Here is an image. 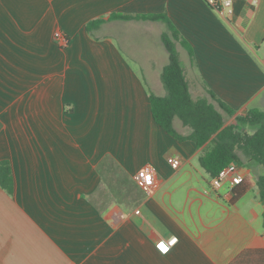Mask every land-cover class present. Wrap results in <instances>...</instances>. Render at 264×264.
<instances>
[{
    "label": "crops",
    "instance_id": "1",
    "mask_svg": "<svg viewBox=\"0 0 264 264\" xmlns=\"http://www.w3.org/2000/svg\"><path fill=\"white\" fill-rule=\"evenodd\" d=\"M232 2L227 13L206 0H0V161L13 178L11 195L0 187V264H231L245 252L264 264V167L239 152L243 183L211 191L199 164L210 144L174 140L150 111L149 93L166 94V25L109 20L165 14L193 49L180 59L192 97L219 110L211 91L234 110L228 125L264 112V0ZM109 171L147 173L149 192L101 207Z\"/></svg>",
    "mask_w": 264,
    "mask_h": 264
},
{
    "label": "trees",
    "instance_id": "2",
    "mask_svg": "<svg viewBox=\"0 0 264 264\" xmlns=\"http://www.w3.org/2000/svg\"><path fill=\"white\" fill-rule=\"evenodd\" d=\"M109 20H145L162 22L166 25V32L162 33L161 42L167 53L168 63L163 67L160 74V80L166 94L164 96H157L149 93L152 118L158 127L178 142L191 141L197 148H201L206 143L210 144L206 152L199 157L201 168L208 173L210 178H214L220 170L232 163L240 164L239 152L245 154L249 160L264 167V112L250 109L243 116H236L232 123L225 125L224 115L228 117L235 115L232 108L216 98L211 91H208L210 99L216 103L219 110L224 114L212 102L206 99H194L185 79L176 45L179 44L186 51L190 62L194 58L193 49L165 14L145 16L114 14L109 17ZM103 21L95 20L88 22L86 25L87 33H90ZM176 120L183 127L190 129L189 135L184 136L176 130L174 126ZM249 129H253V132L249 133L246 131ZM108 161L107 158L103 160L100 168H105V164ZM113 168L110 169L113 170ZM113 174L114 172H108V179H104L105 184L110 181L114 185L117 184L118 178L116 180L109 179ZM133 183L137 188L138 194L136 198L131 204L119 201L117 203L128 206L136 205L142 191L134 181ZM257 184L260 189V199L264 202V177H259ZM103 186L105 187L104 184ZM0 187L9 195L13 192L12 170L7 160L0 161ZM107 187L105 188L107 189ZM110 187L116 188L115 192L113 189L111 190V194L122 193L121 188H117L116 186ZM247 254L246 252L241 254L231 264H247Z\"/></svg>",
    "mask_w": 264,
    "mask_h": 264
},
{
    "label": "built area",
    "instance_id": "3",
    "mask_svg": "<svg viewBox=\"0 0 264 264\" xmlns=\"http://www.w3.org/2000/svg\"><path fill=\"white\" fill-rule=\"evenodd\" d=\"M257 3L258 0H252ZM232 0H206V4L216 11H225L227 13L232 12ZM167 163L172 169H177L180 165L179 160L175 158H169ZM150 176L145 172H140L133 176V181L137 187L144 193L149 192L150 189ZM244 176L237 163H232L227 167L219 171V173L210 180V189L213 192H219L221 189L226 188V192L231 194L235 187L242 184ZM175 239L160 240L156 243V249L163 255L167 254L170 248L175 244ZM164 244V248L160 247Z\"/></svg>",
    "mask_w": 264,
    "mask_h": 264
},
{
    "label": "rangeland",
    "instance_id": "4",
    "mask_svg": "<svg viewBox=\"0 0 264 264\" xmlns=\"http://www.w3.org/2000/svg\"><path fill=\"white\" fill-rule=\"evenodd\" d=\"M59 42L65 43V41L63 40L62 36L59 37ZM178 51L180 54V59L183 62H186L188 60V57L186 55V52L181 49L180 47H178ZM164 54V53H163ZM165 56H167V54L165 53ZM179 122V121H177ZM176 122V126L178 127L177 124H181V123H177ZM247 132L251 133L253 132V129H249L246 130ZM119 180H117V184H113L112 181H110L109 183L107 182L106 185L107 186H116L117 188H121L122 193L121 194H108L106 189L102 188L101 192L99 194L96 195L94 201L97 202L101 207H103L106 203H109L110 200L111 201H116V202H125L128 204H131V202L136 198L137 193V188L135 187L134 183L132 180H124L118 177ZM105 185V184H104ZM135 188V189H134Z\"/></svg>",
    "mask_w": 264,
    "mask_h": 264
},
{
    "label": "snow or ice",
    "instance_id": "5",
    "mask_svg": "<svg viewBox=\"0 0 264 264\" xmlns=\"http://www.w3.org/2000/svg\"><path fill=\"white\" fill-rule=\"evenodd\" d=\"M160 247L163 249L165 246H164V244H161Z\"/></svg>",
    "mask_w": 264,
    "mask_h": 264
}]
</instances>
